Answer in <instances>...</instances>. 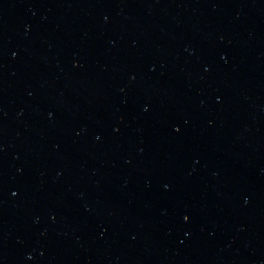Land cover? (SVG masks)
Segmentation results:
<instances>
[{
	"label": "water",
	"instance_id": "obj_1",
	"mask_svg": "<svg viewBox=\"0 0 264 264\" xmlns=\"http://www.w3.org/2000/svg\"><path fill=\"white\" fill-rule=\"evenodd\" d=\"M0 264H264V0H0Z\"/></svg>",
	"mask_w": 264,
	"mask_h": 264
}]
</instances>
